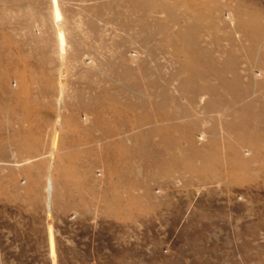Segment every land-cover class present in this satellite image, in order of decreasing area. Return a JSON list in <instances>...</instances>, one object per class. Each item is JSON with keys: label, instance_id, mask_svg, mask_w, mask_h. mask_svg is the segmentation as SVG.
<instances>
[{"label": "rangeland", "instance_id": "rangeland-1", "mask_svg": "<svg viewBox=\"0 0 264 264\" xmlns=\"http://www.w3.org/2000/svg\"><path fill=\"white\" fill-rule=\"evenodd\" d=\"M35 4L0 2V219L36 205L42 264H264V0Z\"/></svg>", "mask_w": 264, "mask_h": 264}, {"label": "crops", "instance_id": "crops-1", "mask_svg": "<svg viewBox=\"0 0 264 264\" xmlns=\"http://www.w3.org/2000/svg\"><path fill=\"white\" fill-rule=\"evenodd\" d=\"M8 1H19V0H0L1 3L8 2ZM33 3H52L53 6V0H23ZM82 2H89L91 0H77ZM36 6V4L33 6L34 10L40 9V6ZM48 5V4H47ZM109 9L115 11L118 7L116 5H107ZM3 8V7H2ZM106 8V5L99 4L95 6L94 8L90 7L89 10H85L84 7L78 11L74 12L69 9L67 12V20H72L75 17V14L83 13L84 16L90 17V21H94L97 24V27L94 28L93 31H91V34H103L105 30H99L98 22L99 19H102L103 17V9ZM71 14V16H70ZM112 27V33L117 32V28ZM86 27H81V31H85ZM120 29V28H119ZM10 29H5L1 31L0 33L3 35L0 39V43L2 44V47H4L8 42H10L9 34H15L20 33V31H9ZM80 31H77L79 33ZM31 39V38H30ZM82 37L80 38V40ZM33 41V39H32ZM19 39L15 41L14 44L18 43ZM10 47V46H6ZM50 50H47L45 52V56L47 54L52 53V48L50 44ZM37 48V47H36ZM40 53H44V50H39ZM92 56V55H90ZM49 64H54L53 61H45L43 63L44 66H48ZM82 76H85L87 80H97V81H104L106 80L104 74H97L95 73H85L81 74ZM33 81L37 82H57L59 80V77L52 73H40V74H34L32 76ZM32 212L30 214V217L24 218V219H12V218H2L0 219V264H42L41 259V232L43 228V220L38 216L36 217V205H33ZM29 210V209H28ZM252 223V226H256V229L250 228V224ZM192 222V221H191ZM229 223V221H226ZM182 223H178V225H181ZM232 224V223H231ZM237 225L241 226L240 234H237L240 236L242 240L241 250L246 254L249 253L251 247L256 250L257 253H259V256L262 257L264 253V217L258 216L256 219H250L248 216H242L241 218L237 219ZM45 227V225H44ZM233 231V230H232ZM228 235V234H227ZM229 237L232 236V234L228 235ZM37 243V246H36ZM258 243V246H255L254 244Z\"/></svg>", "mask_w": 264, "mask_h": 264}, {"label": "built area", "instance_id": "built-area-1", "mask_svg": "<svg viewBox=\"0 0 264 264\" xmlns=\"http://www.w3.org/2000/svg\"><path fill=\"white\" fill-rule=\"evenodd\" d=\"M101 175V173H99Z\"/></svg>", "mask_w": 264, "mask_h": 264}]
</instances>
